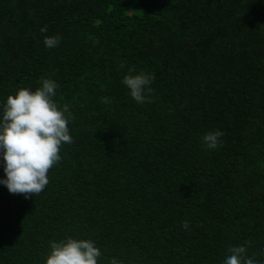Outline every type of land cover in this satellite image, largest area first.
Here are the masks:
<instances>
[{
    "label": "trees",
    "instance_id": "trees-1",
    "mask_svg": "<svg viewBox=\"0 0 264 264\" xmlns=\"http://www.w3.org/2000/svg\"><path fill=\"white\" fill-rule=\"evenodd\" d=\"M129 69L154 75L150 102ZM43 78L73 143L38 196L0 184V264H46L69 236L98 264H223L241 245L264 264V0H0V121Z\"/></svg>",
    "mask_w": 264,
    "mask_h": 264
},
{
    "label": "clouds",
    "instance_id": "clouds-1",
    "mask_svg": "<svg viewBox=\"0 0 264 264\" xmlns=\"http://www.w3.org/2000/svg\"><path fill=\"white\" fill-rule=\"evenodd\" d=\"M40 31L47 32V25ZM60 41L58 35L44 37V44L48 48L56 47ZM134 72L135 69H129L123 84L137 103L150 102L153 91L150 85L155 79L154 75L143 70L137 74ZM56 88L54 80L43 78L41 86L34 91L21 87L15 95L7 97L0 121V154L5 173L0 184L5 185L12 194H22L25 198L38 196L49 183L50 169L61 160L62 145L73 143L69 122L74 117L68 105L61 108L54 99ZM102 103H111V100L103 97ZM223 134L216 129L207 132L202 139L208 148L215 149ZM189 226L187 220L183 222L186 230ZM251 243L247 241V244ZM228 252L230 255L223 264H262L255 257H249L243 245L230 247ZM101 255L94 241L69 236L58 242H50L46 264H98ZM110 264H122V261L113 257Z\"/></svg>",
    "mask_w": 264,
    "mask_h": 264
}]
</instances>
